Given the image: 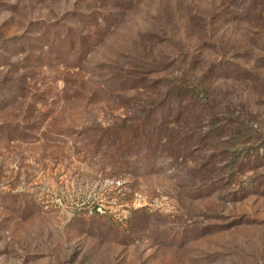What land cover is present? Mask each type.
<instances>
[{"label":"rangeland","instance_id":"rangeland-1","mask_svg":"<svg viewBox=\"0 0 264 264\" xmlns=\"http://www.w3.org/2000/svg\"><path fill=\"white\" fill-rule=\"evenodd\" d=\"M0 264H264V0H0Z\"/></svg>","mask_w":264,"mask_h":264}]
</instances>
